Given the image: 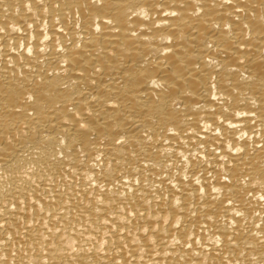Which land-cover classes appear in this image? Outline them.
Segmentation results:
<instances>
[{
  "label": "bare ground",
  "instance_id": "bare-ground-1",
  "mask_svg": "<svg viewBox=\"0 0 264 264\" xmlns=\"http://www.w3.org/2000/svg\"><path fill=\"white\" fill-rule=\"evenodd\" d=\"M0 264H264V0H0Z\"/></svg>",
  "mask_w": 264,
  "mask_h": 264
}]
</instances>
